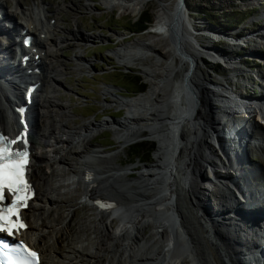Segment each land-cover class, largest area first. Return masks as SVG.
Here are the masks:
<instances>
[{
  "label": "bare ground",
  "instance_id": "obj_1",
  "mask_svg": "<svg viewBox=\"0 0 264 264\" xmlns=\"http://www.w3.org/2000/svg\"><path fill=\"white\" fill-rule=\"evenodd\" d=\"M148 1L106 0V6L117 7L124 13L141 12L142 5ZM158 1L160 8L156 14V30L154 29V33L150 31L148 33L149 35H168L167 51H159L155 44L147 47V43L138 38L134 43L126 45V48L119 47L115 53L119 60L125 63L134 61L140 62L143 66H147L145 63L151 64L153 69L158 66L161 68L160 72L156 69L154 71L151 69V72L148 69L144 70L146 76L150 77L151 86L147 92L142 93L143 95L117 100L127 108L123 120L113 119L99 124L89 121L80 126L65 123L61 125V128L50 125L49 129L43 132L42 124L37 122L39 116H47L52 112L43 113L36 110L35 114V108L38 105L41 107L47 106L46 104L57 105V101L52 94L44 95L41 104L32 98L34 100L32 125L36 126L35 133L39 137L33 140L36 150L33 152V164L30 167V185L36 191V197L25 212L28 228L22 233V237L41 251L43 257L41 264H242L243 261L237 253L238 245L231 237V234L234 238L239 236L233 225L238 222V216L235 214L237 207L242 204L243 209L249 211L258 208L259 210L251 217L247 216L248 220H243V224L248 226L257 223L259 226L262 225L261 230H264V216L261 215L264 214V209L260 210L264 208V178L257 167L250 164L251 172H246L247 176L242 177L243 170L238 171L237 178L230 173L231 171L227 177H221L215 174L216 170H214L216 181H212L211 175L205 176L203 172L205 166L210 167V171L212 167L213 169L215 167V162L213 163L211 159L212 140L223 145L232 158L224 162V165L230 168L245 166L252 146H248L251 141L248 131L250 126H244L241 121L234 119L223 122H217L214 119L215 108H213L212 99H218L220 102L224 100L231 102L233 99L234 103L239 97L232 99L228 97V94L232 96L234 94L227 86L229 78L224 82L208 76V72L201 65V62H204L202 55L207 53L215 59L224 58L228 64L235 63L234 70L241 72L244 70L239 66L238 59L231 58L227 49L214 50L210 45L200 43V41L213 39V36L226 37L227 35H220L221 30L211 31L209 25H199L197 22L201 21L194 22L189 19L185 12L190 13L189 8L186 5L184 10L183 6L181 7V0ZM7 5V0H0V8ZM14 11L12 16L9 13L4 14V19L0 18V42L3 38L8 41L7 46H2L0 43L2 82L0 84V125L8 133L17 135L21 127L14 109L16 105L14 107L11 105L9 93L12 95L16 93L21 102H26L29 101L27 91L31 83L34 86L41 83V89L45 81L51 82L50 79L59 84L61 82L59 77L66 74L63 70L66 67L60 68V64L57 65L54 61L53 64L49 60L51 57L59 62L60 54L57 50L54 49L51 53L44 51L43 48L44 45L50 44L55 47L60 45L62 49L66 40L55 35L58 25L55 24V20L52 21V18L48 20V26L42 28L39 27L43 20L42 14L40 15L42 17L34 21L25 19L28 24L27 33L38 34V36L36 35L35 43L32 45L35 51L30 49V52L25 51L23 55H32L31 64L36 62L37 68L31 74L19 72L21 74L17 76L21 84L14 82L7 74L1 72L4 67H9V58L14 55L13 34L18 30L17 25H19L13 19L17 13L16 9ZM5 21H8L9 25L5 24ZM261 29L263 30L258 29V33L248 34H254L259 41V38L264 36V27ZM205 31H211L213 36L211 37L210 32L205 34ZM204 35L206 36L203 37ZM227 38L235 42L232 37ZM156 45H160L159 42ZM49 48L54 47L49 46ZM257 53L252 52V54ZM36 55L38 57L35 59ZM155 58L158 61L162 59L163 62L153 63ZM76 60L78 61L76 69H82L89 64L82 55H76ZM16 67L22 68L20 61ZM25 69L29 70V68ZM262 76L264 78V73ZM22 88L25 89L24 97H22ZM106 94L110 92L107 90ZM244 98H247L251 104L256 101L264 105V95L255 100L250 97ZM236 104L242 105L240 102ZM224 106L228 104L225 102L217 105L222 109ZM251 106L247 105L243 108L235 105L232 111H238L236 107L246 110ZM261 109L264 114V107ZM224 115L223 113L221 116ZM103 126H108L109 130L115 132L123 147L143 137L156 139L158 141V148L155 151L156 160L152 161L151 165H144L139 169L124 168L110 162L111 160L106 161L103 157L104 151L92 146L90 141V134ZM55 129H61L63 132H67L68 129L65 133L66 137L57 135L54 132ZM223 129L228 134L234 133L239 136L237 141L230 143V147L226 145L227 142L220 139V132ZM49 141L52 143L47 144ZM47 145L52 147L51 151H55V154L66 152L56 159L55 155L50 156L49 151H45ZM118 155L119 153L116 152L114 157ZM46 160L51 163L50 174H46L42 168V163ZM57 165L72 167L70 171L75 174V178H78L80 190L83 191L81 192L82 200L76 193L70 192L71 183L65 184L53 179L60 172ZM133 170L138 171L139 175L127 179L126 175L128 176V173ZM205 177L220 203V205L216 204L219 207L216 213H213L209 201L204 196L202 182ZM259 182L260 187L257 185ZM234 184L238 187L247 186V190L245 187H241L244 190L236 189ZM62 188L67 189V192H61ZM130 188L134 190L133 194L137 197L133 201L135 206L126 198ZM236 190L241 194L239 195L241 199ZM57 191H59L58 194ZM97 201L114 205V207H101ZM73 205L84 208L91 206L100 212V224L94 225L96 229H93V232H89L92 228L91 224L84 226L82 220L78 222V225H76L77 222L74 223L73 217L76 210L72 209ZM129 207L130 210L134 208L133 214L124 218V212ZM54 212L57 216H53ZM119 214L122 220L119 219V225L115 228L113 222ZM151 225L154 230L147 235L145 229ZM75 226H77L76 229ZM82 230L88 233L84 239L88 243L78 245L80 242H85L79 240L78 232ZM167 230L170 235L165 240ZM89 240L97 248L95 253H90ZM248 253L254 258L251 261L252 264H264V248L263 252L249 249Z\"/></svg>",
  "mask_w": 264,
  "mask_h": 264
},
{
  "label": "rangeland",
  "instance_id": "obj_2",
  "mask_svg": "<svg viewBox=\"0 0 264 264\" xmlns=\"http://www.w3.org/2000/svg\"><path fill=\"white\" fill-rule=\"evenodd\" d=\"M7 1L8 5L0 8V12L3 11L5 14L11 13L12 16V13L15 12L14 10L16 9L17 13L16 16H13V19L18 22L19 26L14 35H17L18 32H20L22 29V24L24 25V28L27 29L28 24L25 19L28 21H34L36 18L43 16V20L40 22L41 25L39 27H47L49 24L48 20L52 18V21L55 20V24L58 25L55 35L62 38L63 40H66L63 45L61 44L62 49H60V45L55 47L54 45L50 44L44 45L43 48L44 51L51 53L54 51V49L57 50V52L60 54V57L58 58L59 62L54 58L52 59L51 57L49 60H51L52 63L54 61V63L57 65L60 64V68L66 67L63 69L66 74L59 77L61 81L59 84H56L58 82L50 79L51 82L47 83L45 81L44 87L41 89V83H38L37 93H40L41 97L37 98V101L40 104L42 103L44 95L47 94H52L55 96L56 99H54L57 101V105L46 104L47 106L45 107L38 105L35 108V114L36 110L43 113L52 112L47 116H39V121L37 122L42 124L43 132L47 131L46 129H49L50 125L61 128V125L65 123L71 124L72 126H80L84 122L89 121L99 124L100 122L107 120H123V118L126 116L127 108L121 105L117 100L123 98L132 99L135 96L143 95L139 92L141 89L139 83L140 79L142 83L147 85L145 92L148 91L151 86V80L150 77L146 76L144 70L148 69L149 72H151V69L153 71L155 69L158 72L161 71L159 66L154 67L153 69L151 68V64L148 63H145L147 66H143L140 64V62L136 63L134 61L131 63H125L123 60H119L117 54H115L119 47L126 48V45L134 43L138 38L143 39V42L147 43V47H149L151 44H155L157 49H160L159 51H167L166 44L169 41L168 35H149L148 33L149 31L154 33L156 30V14L160 8V2L158 0H149L147 3L143 4L141 12L130 11L127 13H124L122 9L120 10L117 7H107L106 0ZM186 2L190 13L187 11L185 12L189 19L194 20V22L199 20L201 21L197 22L199 25H209L211 31L221 30L220 35H227L226 37L224 36V38L218 39L221 40L220 42L218 41L215 43L213 39H210L208 41L206 40L207 42L200 41V43L202 42L201 44L210 45V47H213L214 50L227 49L229 51L228 53L231 54V58L238 59L239 66L244 70L243 72L234 70L233 64L235 63L232 65L229 63L230 66H224L223 64H215L214 61L210 62L206 56L211 57V55L206 53V55H202L205 64L204 62H201V65L208 72V76L214 80L224 82H226L225 80L229 78L227 81V86H229L231 89V93L234 92L238 94L239 89V92L244 93L245 97L250 96V98L253 99L261 98L259 96L264 95V78L259 80L256 79V76L263 77L262 74L264 73V39L262 41L264 36L260 37L261 39L259 38L258 41L254 37V34L249 35L248 33H258V29H260V31L263 30L261 27H264V13H262V11H264V0H186ZM18 11H20V13H18ZM41 14L42 16H40ZM205 14L209 17L214 15V21L216 23L208 21ZM226 14H228L229 17L233 19L239 17V15H245L246 17L245 20L240 23V25L239 23H234L235 26H233V28H226L225 26L220 25ZM144 17L151 19V24L148 29L141 30L142 24L139 22V20ZM194 22L191 23L193 24ZM211 31H205V34L210 32L212 37L213 35ZM39 32H41V30ZM36 35L38 36V34ZM39 36L43 37V35ZM205 36L206 35L203 37ZM229 36L232 37L235 42L228 39L227 37ZM245 36L246 39H244ZM14 38L15 37H13V41ZM238 41L239 43H237ZM158 42L160 45H156ZM231 43H234L235 45L233 46ZM162 44L165 45L161 46ZM243 44L244 46H242ZM1 45L3 46V43H1ZM49 46H53L54 48H49ZM252 52L258 53L252 54ZM76 55H82L86 60L89 61V64H87V66L83 67L82 69H76L78 64ZM211 59L216 60L213 57H211ZM223 60L227 62L226 59L223 58ZM162 62V59L158 61L155 58L153 60V63ZM226 67L230 68L228 69ZM107 90L110 92L108 95L106 94ZM24 93H22V97H24ZM10 95L11 94L9 93V98ZM228 95V97H231V99L237 97L234 94L233 96L232 94ZM212 102L218 106L224 104L225 102L228 104V106H224V109L218 108L217 106L215 108L213 105V108H215L214 119L217 122L220 121V119H218L219 117L222 118L223 121H226L227 119H234L241 121L244 126H250L248 131L250 132L251 138L250 135L249 138L252 142L250 141L248 146H252V151L248 156V161L246 162L245 166H243L245 169L244 172H251L250 164H253V167H257L260 170V175L262 178H264V139H262V137L264 138V114L263 110L261 109L264 107V105L260 106L259 108H254L255 106L252 105L246 110L236 107L238 108V111L233 112L232 110L235 109V105L240 106L239 104H236L239 103L238 99L234 101V103L233 99L231 102L226 100L220 102L218 99H212ZM61 107H63V109ZM222 111L226 116H221L223 115ZM65 113L66 115H64ZM35 130L36 126L32 125V140H34L35 137H39L36 135L37 133H35ZM54 132L60 137L65 138L67 135L65 133L68 132V129L67 132H63L61 129H55ZM90 137L91 145L98 147L101 151H104L103 157L105 160H111L110 162L115 163L117 166L121 165L124 168L137 167L139 169L141 166L151 165L152 161L156 160L155 151L158 148V141L156 139H152V137H143L141 139L133 140L130 144L123 147V145L119 143V137L114 131L109 130L108 126L99 127L98 129L94 130V132L90 134ZM215 142L216 141L212 140V158H207H211L213 163L215 162L216 165V159L219 157V152L214 146ZM51 143L52 142L50 141L47 142V144ZM258 143L259 146L257 147L256 144ZM226 145L230 147L231 144ZM33 150H36L35 146H33ZM51 150L52 147L47 145L45 151H49V153H47L50 156L55 155L56 159H59L61 155L66 152L63 151L61 154H55V151ZM116 152L119 153L118 157H114ZM109 155L112 159L109 157ZM57 167L60 172H58L59 175L53 179L61 183L65 182V184L71 183L72 185L70 192L73 194L76 193L77 197L80 196V200H82L83 196L81 192L83 193V191L80 190L81 186L78 184V178H75V174L70 171L72 167H60V165H57ZM73 167L76 168V166ZM226 167L229 166L227 165ZM42 168H44V172L46 174H50L52 170L51 163L48 160L44 161L42 163ZM213 170L217 171V166H215ZM203 172L205 176H209L208 166L203 168ZM138 175V171L133 170L128 173V176L126 175V178L132 179ZM218 176L220 175L218 174ZM202 183L205 187V189L203 187V192L205 190L204 196L209 201V206L211 207V205L216 204L220 205L219 200L213 194L211 190L212 187L206 180V177ZM251 183L253 182L251 181ZM64 189L65 188H62L61 192L66 193L67 189ZM58 192L59 191L56 193L58 194ZM133 192L134 190L130 188L126 198L132 203L133 206H135L133 201L137 197L133 194ZM210 202H212V204ZM73 206L74 207L72 209L76 210L73 217L74 223L77 222L76 225H78V222L84 221L82 222L84 226H89V224H91L92 228L89 232H93L96 229L94 228V225L100 224V212L91 206L87 208L79 205ZM130 207L124 212V218L133 214L132 210L134 208L130 210ZM53 216H57V213L54 212ZM120 216L121 215L119 214L117 216L118 218H116L113 222L115 228H117L119 225V219L122 220ZM233 222H235V220ZM76 227L77 226H75V229ZM153 230L154 228L151 225L145 229V233L149 235ZM166 232L165 240L168 239L170 235L168 230ZM85 233L86 232L83 230L78 232V236L80 237L79 240L86 239V235L88 233ZM84 241V243L80 242L78 245L88 243L86 240ZM89 241L90 242L88 245L91 252L89 250L88 251L90 253H95L97 248L91 240Z\"/></svg>",
  "mask_w": 264,
  "mask_h": 264
},
{
  "label": "snow or ice",
  "instance_id": "obj_3",
  "mask_svg": "<svg viewBox=\"0 0 264 264\" xmlns=\"http://www.w3.org/2000/svg\"><path fill=\"white\" fill-rule=\"evenodd\" d=\"M21 148H15L17 143ZM29 151L26 138L18 139L0 132V234L15 239L18 230L27 228L21 210L28 206L30 185L26 179ZM91 179V177H89ZM101 207L111 208L97 201ZM0 264H40L39 255L23 241L10 244L0 239Z\"/></svg>",
  "mask_w": 264,
  "mask_h": 264
},
{
  "label": "water",
  "instance_id": "obj_4",
  "mask_svg": "<svg viewBox=\"0 0 264 264\" xmlns=\"http://www.w3.org/2000/svg\"><path fill=\"white\" fill-rule=\"evenodd\" d=\"M186 5H187L186 0H181V7L183 6L184 10L186 9ZM256 225L246 227L245 229H243V231H242L243 233L241 234V236L238 237L239 240H243L240 242V245L238 244L239 248L241 247V244L243 245V247H245V249H243V250L240 248V250H242V253H243L242 255L245 256L249 261H252L254 258L252 255H250L248 253V250L253 248V249H255V251H258V250H256L257 248L254 246V243H258V240H255V238L258 235L257 233L263 232L261 230L262 225H260V226L259 225L256 226ZM237 234H239V232H237ZM246 241H248V242H246ZM259 242H260V240H259ZM263 242H264V240H261V243H263ZM237 253L240 254L239 251H237ZM256 258H257V256H256Z\"/></svg>",
  "mask_w": 264,
  "mask_h": 264
},
{
  "label": "trees",
  "instance_id": "obj_5",
  "mask_svg": "<svg viewBox=\"0 0 264 264\" xmlns=\"http://www.w3.org/2000/svg\"><path fill=\"white\" fill-rule=\"evenodd\" d=\"M206 17H207V20L208 21L216 23L214 21V17H215L214 15H211L210 17L206 15ZM245 17H246L245 15H242V16L239 15V17H236L235 19H233V18H230L228 14H226L224 16V18H223V21H221V24L220 25H223L226 28H233V26H235L236 23L237 24L239 23V25H240V23L245 20ZM139 22L142 24V26H141L142 29L141 30H146V29L149 28V26L151 24V19L144 17V18L140 19ZM139 83H140V86H141V89L139 90V92L140 93L145 92L146 91V88H147V85L145 83H142L141 82V79L139 80Z\"/></svg>",
  "mask_w": 264,
  "mask_h": 264
},
{
  "label": "clouds",
  "instance_id": "obj_6",
  "mask_svg": "<svg viewBox=\"0 0 264 264\" xmlns=\"http://www.w3.org/2000/svg\"><path fill=\"white\" fill-rule=\"evenodd\" d=\"M203 55H205V53H203ZM207 58V57H206ZM208 59V58H207ZM210 62H212L210 59H208ZM222 65V64H221ZM216 70V69H215ZM214 106H217L216 104H214ZM216 108V107H215Z\"/></svg>",
  "mask_w": 264,
  "mask_h": 264
}]
</instances>
